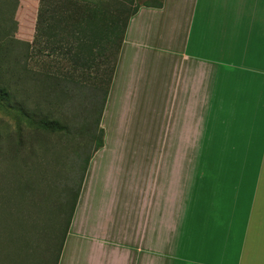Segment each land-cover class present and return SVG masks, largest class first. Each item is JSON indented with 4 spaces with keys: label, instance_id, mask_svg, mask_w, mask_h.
<instances>
[{
    "label": "crops",
    "instance_id": "0c3cea01",
    "mask_svg": "<svg viewBox=\"0 0 264 264\" xmlns=\"http://www.w3.org/2000/svg\"><path fill=\"white\" fill-rule=\"evenodd\" d=\"M106 80L56 264H264V0H144Z\"/></svg>",
    "mask_w": 264,
    "mask_h": 264
},
{
    "label": "rangeland",
    "instance_id": "374dc122",
    "mask_svg": "<svg viewBox=\"0 0 264 264\" xmlns=\"http://www.w3.org/2000/svg\"><path fill=\"white\" fill-rule=\"evenodd\" d=\"M143 1L0 0V264H56L67 219L66 212L59 221V208L63 202L71 212L101 141L100 86L108 89L117 33L92 67L66 51L67 40L66 49H53L57 39L46 35L52 12L72 5L96 9L123 32ZM66 189H74L69 198Z\"/></svg>",
    "mask_w": 264,
    "mask_h": 264
},
{
    "label": "trees",
    "instance_id": "16d2710c",
    "mask_svg": "<svg viewBox=\"0 0 264 264\" xmlns=\"http://www.w3.org/2000/svg\"><path fill=\"white\" fill-rule=\"evenodd\" d=\"M134 12H136V10ZM106 22H108V20L96 9L83 8L79 5L56 8L51 14L50 24L49 28L47 29L46 35L48 36V38L57 39L56 41H54V50L60 51L66 49L64 43L67 40V43L69 44H67V46H69L70 49H66V51L70 52L75 57L84 60L88 65L92 67H97V57L103 56L102 51L104 50L105 45L108 42L112 41V35L117 33L116 36L118 43L122 36L123 28L121 29L118 23H114L111 21H109V23ZM101 23L102 25L105 24L109 28L107 32H103V30L101 29L102 27L100 26ZM48 41L50 42V40ZM96 47H100L101 50L95 51ZM106 71L109 73L112 71V68L108 70L106 69ZM55 126L57 129H61L59 124H55ZM101 135V141L99 142L96 151L103 147L104 132L102 130ZM90 160L91 158L87 160V165L84 170L80 185L77 189H75V193L73 194L74 199L71 203V212L69 206L64 208L65 205L63 206V202L59 208L60 211L63 213V215L61 214L59 221H61V219L66 215L67 212V219L65 225L67 228L63 231V238L59 246V253L62 251L64 239L66 237L68 227L71 224L72 217L75 212L80 190L84 180V175L87 171V167L90 163ZM73 190L66 189L65 196L69 198L70 192ZM61 198L63 201V197ZM66 209L70 212L69 219L68 211ZM56 213H59V211L57 210ZM58 226H54L53 228V233L55 235V232L59 230ZM58 261L59 256L57 257L56 263H58Z\"/></svg>",
    "mask_w": 264,
    "mask_h": 264
}]
</instances>
